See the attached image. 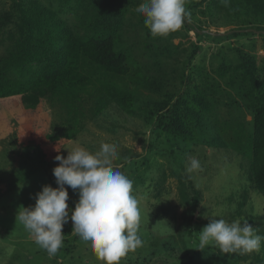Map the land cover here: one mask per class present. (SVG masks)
<instances>
[{
	"label": "rangeland",
	"instance_id": "374dc122",
	"mask_svg": "<svg viewBox=\"0 0 264 264\" xmlns=\"http://www.w3.org/2000/svg\"><path fill=\"white\" fill-rule=\"evenodd\" d=\"M40 1L73 26L80 22L76 16L84 12L83 7L88 2ZM133 1L136 4L125 14L127 26L122 41L142 70L162 82L160 93L143 92V100L149 96L163 100L170 93L173 97L169 99V105H181L184 101L190 108L196 103L191 96L206 84L227 81V74L223 71L238 80L244 77L243 67L238 65L241 55L254 59L264 82V33L216 37L238 24L225 25L220 20L213 24L209 17L199 14L203 4L194 11L198 21L193 22L207 35L197 38L194 31L182 24L180 29L166 36H153L145 30L141 14L135 10L144 0ZM9 3V0H0V11L8 9ZM188 4L190 0H184L186 11L191 12ZM159 47L165 49L162 55L159 54L161 51L156 53ZM194 50L195 56L189 61ZM220 75L224 76L222 80ZM219 99L218 107L206 116L208 129L202 124L194 129L193 124V136L189 140L163 133L155 124L146 122L138 110L126 111L111 103L99 115L83 121L73 140L49 142L44 146L41 140L44 129H38L30 138L21 139L15 117L7 112L9 128L0 136V264H104L89 244L72 232L71 219L63 226V246L55 255H49L38 246L23 224L16 221L21 207L35 205V194L42 191L43 186L57 187L53 175V168L59 164L55 161L57 155L66 158L68 150L76 147L94 153L104 142L117 146L118 155L113 159V166L132 180L133 194L140 201L138 235L143 246L122 257L119 264H240L235 253L223 254L211 243L201 249L196 236L213 218L228 222L243 220L241 226L246 221L257 230V234L264 235V199L247 188L244 172L248 161L231 150V136L223 131L225 123H247L250 116L244 107L236 104L231 108L225 97ZM44 108L53 125L46 132L58 133V124L64 119L63 112L49 107L47 102ZM206 136H212L214 144L220 143V146L210 148L205 145ZM38 146L50 167L37 161ZM189 157H196L203 170L188 173ZM66 188L69 193L67 203L70 209H74L79 199L78 190ZM244 189L249 191L250 197L240 209L238 203ZM197 192L198 204L190 221L192 197ZM165 237L171 239L163 240Z\"/></svg>",
	"mask_w": 264,
	"mask_h": 264
},
{
	"label": "trees",
	"instance_id": "16d2710c",
	"mask_svg": "<svg viewBox=\"0 0 264 264\" xmlns=\"http://www.w3.org/2000/svg\"><path fill=\"white\" fill-rule=\"evenodd\" d=\"M9 2L8 9L0 11V136L9 128L6 114L9 112L18 123L21 139L44 129L41 136L44 146L49 142L71 141L83 121L114 103L126 111L138 110L146 122L155 124L163 133L189 140L193 124L194 129L200 124L208 129L206 116L218 107L219 97H225L231 108L238 104L250 116L247 123H225L223 131L231 136V150L248 161L244 172L247 188L264 199V82L253 58L239 56L238 65L243 67L244 77H239V81L223 71L227 81L206 84L191 96L196 103L190 108L184 101L181 105H169L173 97L170 93L163 100L151 96L143 100V92L160 93L162 82L142 70L122 41L127 26L125 14L136 4L133 0H88L84 12L76 16L80 21L76 26L68 25L57 11L40 0ZM203 4L199 14L209 17L213 24L216 20L225 25L238 24L216 37L264 33V0H190L191 12L186 11L183 25L194 31L197 38L207 35L193 22L198 21L194 11ZM140 20H144L142 15ZM157 50L162 55L165 49ZM195 53L196 50L190 53L189 61ZM45 102L63 112L58 133L46 132L53 125ZM203 142L210 148L220 146L214 144L212 136H206ZM36 157L41 165L51 166L39 146ZM248 193L247 189L241 192L240 209L249 200ZM198 196L197 192L192 197L190 221ZM167 238L171 239H162ZM235 255L240 264H264V241L259 252Z\"/></svg>",
	"mask_w": 264,
	"mask_h": 264
},
{
	"label": "clouds",
	"instance_id": "9594fccd",
	"mask_svg": "<svg viewBox=\"0 0 264 264\" xmlns=\"http://www.w3.org/2000/svg\"><path fill=\"white\" fill-rule=\"evenodd\" d=\"M144 18L153 36H166L182 27L187 16L184 0H144L135 9ZM59 151V150H57ZM117 146L101 143L99 151L84 147L68 150L67 157L57 155L53 168L56 188L42 187L35 194V205L18 210L16 221L34 238L35 243L55 255L63 246V226L71 219L73 230L87 242L104 264H119L130 251L143 246L138 235L140 201L133 194V182L117 167ZM200 161L189 157L188 173L202 171ZM66 186L78 190V202L70 209ZM228 222L210 219L199 235V247L210 243L223 254L259 252L264 236L258 235L246 221Z\"/></svg>",
	"mask_w": 264,
	"mask_h": 264
}]
</instances>
